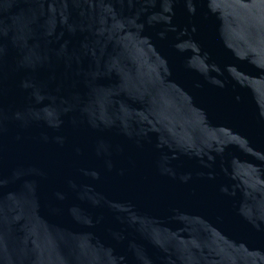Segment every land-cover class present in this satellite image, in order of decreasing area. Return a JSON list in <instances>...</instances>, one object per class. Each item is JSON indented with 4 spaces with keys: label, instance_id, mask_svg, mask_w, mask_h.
Segmentation results:
<instances>
[{
    "label": "water",
    "instance_id": "water-1",
    "mask_svg": "<svg viewBox=\"0 0 264 264\" xmlns=\"http://www.w3.org/2000/svg\"><path fill=\"white\" fill-rule=\"evenodd\" d=\"M0 264H264V0H0Z\"/></svg>",
    "mask_w": 264,
    "mask_h": 264
}]
</instances>
